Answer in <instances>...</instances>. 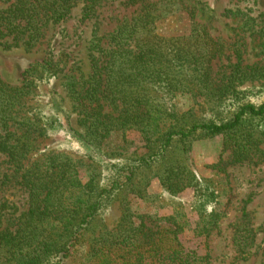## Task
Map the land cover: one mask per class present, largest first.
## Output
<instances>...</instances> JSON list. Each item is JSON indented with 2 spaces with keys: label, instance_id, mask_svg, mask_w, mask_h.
I'll return each mask as SVG.
<instances>
[{
  "label": "trees",
  "instance_id": "16d2710c",
  "mask_svg": "<svg viewBox=\"0 0 264 264\" xmlns=\"http://www.w3.org/2000/svg\"><path fill=\"white\" fill-rule=\"evenodd\" d=\"M105 1L14 0L0 8V44L33 46L48 26L65 20L78 4H82L83 19H87ZM120 1L142 3L143 7L120 21L107 37L95 33L89 54L91 70L86 75H67L64 83L78 112V124L86 125L82 137L91 149L86 181L79 177V160L64 152L50 150L30 165L24 164L30 160L37 139L56 129L64 112L58 96L53 98L56 94L51 95L48 106L57 120L32 112L34 107L27 104L36 80L56 75V62L48 58L33 63L21 87L10 85L0 75V151L24 170L22 184L29 204L16 218L14 229L2 222L5 206L0 207V264H202L201 257L186 250L177 226L168 225L155 238H148L143 223L133 226L124 218L126 223L116 231H100L98 218L118 194L135 186L141 168L168 158L179 142L200 134H224L226 147L234 141L235 162L250 160L259 151L255 131L240 130L248 119L264 120V99L248 95L261 91L239 89L248 78L242 66L220 79L214 77L213 61L223 55L224 45L200 26L194 11L179 3L190 14L191 28L185 34L168 35L157 26L167 8L161 2ZM229 12L241 14L239 9ZM186 93L229 110L228 115L189 121L187 115L193 108L181 111L176 102L179 94ZM134 126L148 153L106 162L113 159L112 154L121 155L107 148L110 136L120 131L124 136ZM159 178L172 193L199 182L181 163L167 162ZM246 246L242 242V250Z\"/></svg>",
  "mask_w": 264,
  "mask_h": 264
},
{
  "label": "rangeland",
  "instance_id": "374dc122",
  "mask_svg": "<svg viewBox=\"0 0 264 264\" xmlns=\"http://www.w3.org/2000/svg\"><path fill=\"white\" fill-rule=\"evenodd\" d=\"M13 1L0 0V8ZM146 1L161 2L162 7H167L157 26L168 35L185 34L191 28L190 14L179 3L194 11L195 20L200 26L224 45L223 55L213 61L214 77L220 79L237 66H242L248 78L239 89L246 93L249 89L261 91L256 95H253L254 92L248 95L253 99H264V0ZM142 7V3L128 5L120 0H108L97 8L94 16L83 19L82 4H78L65 20L48 26L35 45L0 44V75L12 86H23L28 77L26 70L33 63L52 58L58 67L55 76L36 77V84L32 88L34 92L27 104L34 107L32 112L43 113L57 120L48 106L51 95L56 94L53 98L58 96L60 104L62 102L63 115L58 119L56 129L49 131L46 137L37 139L35 150L30 160L25 161V166L50 150L64 152L79 160V177L83 181L87 180L91 149L84 144L86 140L82 134L86 133V125L78 124V112L65 88L66 76L89 73L90 46L95 33L107 37L120 21L137 14ZM237 9L240 15L229 12ZM230 100H227V105L231 103ZM176 102L181 111L193 108L187 115L189 121L200 117L223 118L229 112L223 107H213L205 103L202 97L190 93L179 94ZM259 119L246 120L240 130L252 128L260 139L256 143L259 151L250 160L235 162L232 151L235 148L234 141L226 147L224 134H200L185 143L179 142L168 158L138 171L135 186L118 194L102 212L98 218V230L116 231L126 223L125 218L133 226L143 223L144 229L148 228V238H155L162 228L173 225L182 230L179 236L186 250L194 251L201 257L202 264H262L264 120ZM257 123H261L260 127ZM69 125L74 126L81 136L75 135ZM107 148L115 154L121 153L112 154L113 159L106 161L111 163L148 153L143 137L135 126L126 131L124 136L121 131L113 133L108 139ZM167 162L170 165L184 164L196 174L199 182L176 193L170 192L159 178ZM23 172L0 151V207L5 206L1 210L2 222L13 229L16 218L29 205L28 191L22 184ZM242 242L247 245L244 250Z\"/></svg>",
  "mask_w": 264,
  "mask_h": 264
}]
</instances>
